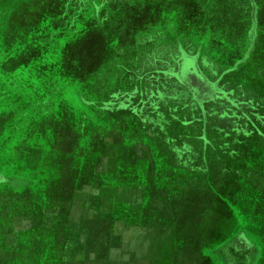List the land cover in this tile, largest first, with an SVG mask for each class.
Returning <instances> with one entry per match:
<instances>
[{"label":"rangeland","instance_id":"rangeland-1","mask_svg":"<svg viewBox=\"0 0 264 264\" xmlns=\"http://www.w3.org/2000/svg\"><path fill=\"white\" fill-rule=\"evenodd\" d=\"M261 36L264 0H0V177L41 207L6 264H264ZM194 181L213 231H150Z\"/></svg>","mask_w":264,"mask_h":264},{"label":"crops","instance_id":"crops-1","mask_svg":"<svg viewBox=\"0 0 264 264\" xmlns=\"http://www.w3.org/2000/svg\"><path fill=\"white\" fill-rule=\"evenodd\" d=\"M250 29H252V31L253 29L255 30V28L252 27ZM250 29L248 27L247 30H243L244 32L245 31L247 32L246 38H248L249 34L252 35V33L249 31ZM254 50L255 51L251 52L249 55L251 57H254L253 61L255 65L253 66L257 67L259 70L260 68L263 69L264 63H261L260 58H263L264 61V37L261 36V38L257 41ZM250 51H252V49ZM241 68L239 69V71L241 70ZM253 70L254 67L252 71ZM233 71L235 72V70ZM243 71H245L244 73H248L250 72V69L248 70L243 69ZM213 86H215V81ZM259 91L261 90L260 89L257 90L258 94ZM232 99L234 98L232 97ZM4 152L5 151L3 149L2 153ZM211 179L213 180L217 178L212 177ZM214 181H217L216 183H218L219 179ZM200 184L201 183L198 181L190 182V186L188 188L185 187L180 192H177L175 195L172 194L170 198L163 200V204L161 205L164 211L158 212L157 215L155 214L150 215L151 217H155L157 219L155 220L154 218L150 217L151 222H147L148 224L146 223L147 225L153 226V228H151L150 231L155 232L156 230L157 232H163V233L168 232L169 235L167 236L163 235L164 240L167 239L168 241H170V239L172 240L173 238H175L173 234L176 231H178V228H180L179 229L180 231L189 234L202 233V232L211 233L214 229V224L218 222L217 215L219 214V209L221 210L222 208V202L220 201L218 195L216 194H212L208 192L202 193L203 188L198 187ZM22 194L24 193H20L19 191L13 190L10 187L8 188V183L6 182V178L0 177V264H6V256L10 253L9 248L6 246V239H8L7 235L9 233H12V231H14V226L19 222V218L20 219L25 218L26 219L25 221H29V222H31V220L37 222L38 219V214L41 207L39 208L37 207V205L34 204L33 210H31L28 209L29 207L21 205L20 201L23 198H19V197H21ZM34 200L37 201L36 198H34ZM53 216L58 217V215H54V214L51 217ZM39 227L40 226L37 225V223H35L34 225H29L27 231L34 230L36 232V230ZM201 227L202 229L199 230L198 228ZM16 230L18 231V229ZM196 238L197 237H195V239ZM179 239L180 242L184 241L182 236H179L177 240ZM190 240L193 239L190 238ZM186 243H187L186 246L189 245L188 247H190V249H188V251L186 252H183L184 253L183 258L185 259V261H187L186 259H189V257L190 258L195 257L196 254L194 253L193 249L195 248V246H197V244L192 245L191 243L189 244V242ZM170 248L164 246L161 251L163 255L162 258L160 259V257H157V259L154 260L155 262L153 264H156L157 263L156 261H159L160 263L162 262V264H166L164 260L168 257L166 256L167 252L169 250L173 251L172 250L173 247ZM177 248L180 250V247L178 246L173 251V253H169L172 259L174 258L176 259V257L179 258L178 257L179 252L177 251L178 250ZM148 249L150 250V246H148ZM173 262L175 263L174 260Z\"/></svg>","mask_w":264,"mask_h":264}]
</instances>
